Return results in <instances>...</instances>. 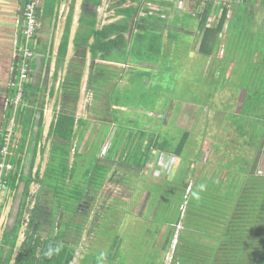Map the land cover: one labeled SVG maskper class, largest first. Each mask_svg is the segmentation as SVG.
I'll list each match as a JSON object with an SVG mask.
<instances>
[{"label": "trees", "instance_id": "1", "mask_svg": "<svg viewBox=\"0 0 264 264\" xmlns=\"http://www.w3.org/2000/svg\"><path fill=\"white\" fill-rule=\"evenodd\" d=\"M109 1V9L119 18L101 28H97V9L102 5V0L82 1L78 29L72 40L74 54L67 63L56 92L58 110L55 111L54 120L46 137L49 148L42 172L41 166H38L33 173L32 163L28 175H23L22 162L29 139L28 134H22L18 143L11 149L8 160L12 170L3 179L4 190L15 193L21 184H23V190L16 224L9 233L4 234L1 241L0 264H9L11 251L15 247L20 227L24 224L27 227L25 239L14 264H70L78 256L76 248L88 222L90 206L111 172V166L106 165L105 162L112 164L119 162L134 167L137 173H142L157 152L175 157H181L185 153L191 137L187 129L176 128V137L169 135L170 132L167 130L162 132V125L166 122L160 118L153 119L154 117L151 118L148 115L143 118L162 124H156L154 129L145 131L142 125L145 120L142 118L138 121L130 117L119 122L114 115L118 111L116 107L120 108L121 113H125L124 108L128 107L131 110H128L129 114L139 118V114L134 111L137 108H145L148 113L161 112L160 95L163 91H169L168 86L173 83L174 73L179 65L176 61L181 58L172 57L164 51H168L166 48L173 45L175 48H180L183 43L182 38L191 37L194 26L197 32L195 36L199 38L197 53L204 60L205 66L203 74L199 76V84H195L194 89L195 93L202 96L208 105L211 104L210 100L216 93V89L209 88V83L215 80L213 77L215 68L217 71L220 69L227 73L228 66L234 60L239 59L240 64L250 65L255 59L256 52L259 54V60L263 58L259 61L260 65L263 64L262 73L257 81H252V87L246 89L240 112L237 115H231L232 120L228 127L226 124L221 125V128L234 130L235 136L231 140H225V137L218 138L221 144H215L213 150L216 153L220 152L222 156H227V153L221 150L225 151L229 146L227 149L233 156L235 145L241 146L245 152L256 137L260 143L264 141V30L259 36L249 38L246 30L250 21L244 23L242 15L243 9L246 14V11L256 3L264 10V0ZM178 1L184 2V7L187 5L185 12L177 11L175 2ZM173 8L177 14L172 26L166 29L167 18ZM188 8L190 12L187 11ZM229 12H232L230 18ZM230 28L235 31L234 34L229 32ZM165 29L168 44L164 46ZM244 35H247L249 39H241L240 46L238 39ZM68 37L69 27L66 28L65 37L56 55L54 82L57 81V70L65 65ZM193 48L192 46V50ZM192 50L191 53H194ZM87 53L90 64L85 92L90 93L93 100L106 99L105 106L110 111V115L106 118L107 120L104 118L100 120L110 126H117L116 131L119 130L118 133H120H115L104 154L102 156L99 154L88 166L82 162L81 158L84 156L78 150L88 120L76 116ZM162 63L166 66L161 65ZM113 64L128 66V69H131V76L127 77L125 85L120 87L122 97L116 96L115 93L118 89L119 73L110 67ZM253 64L256 65V62ZM156 65L163 67H155ZM171 68L173 72L170 73ZM134 69L141 71L132 72ZM254 71L257 72V70ZM27 87L24 86L22 101L26 99ZM12 93L14 96V88ZM144 93H152L149 103L145 105L137 100L140 96L143 97ZM53 94L52 86L50 97ZM191 95H186L187 98L180 102L177 109L174 104H170V108L179 111L187 100L194 103L191 101ZM198 110L199 112L202 110L200 105ZM22 116L23 113L19 111L16 116V125L23 124L20 118ZM226 120H229V117L221 119L224 123ZM134 130H137L136 133ZM250 130L254 131L252 137L249 136ZM116 135H123L124 140L120 148L114 150V139L118 138ZM41 139L39 133L35 140L38 142ZM36 152L33 154V160ZM44 154L45 148L40 149L41 157ZM241 157L243 158L240 159L243 162L242 166L237 172H233V176L229 175L233 180H230V177L225 181L217 179L206 186L207 191L202 193L200 203L202 208L196 211L204 215V218H201L204 219L202 225L200 217L193 215L191 209H187L184 217L186 227L180 225L179 220H175L170 224L168 231H163L165 232V241L161 247L163 256L154 264H163L164 256L171 248L175 232L183 230V227L184 232L177 233L172 264H264V170L262 175H257L254 169L255 162L251 168H248L246 163L249 160L245 155ZM80 170L81 175H79ZM33 184L39 185L40 188L30 198V188ZM220 188L225 193L219 192ZM230 194L233 195V199L232 196L227 197ZM48 196L54 200L55 206L48 203ZM229 200L231 210L228 213L223 204ZM112 206V203L107 204L96 212L89 222V233H92L95 226L101 235L108 237L110 232L106 230L108 225L103 233L100 230L102 223L97 221L100 214H103L104 219L107 220L111 215L109 211ZM215 211L221 213L222 219H217L215 227L213 226L214 228L209 231L206 219L209 213ZM55 214H58L57 223H54ZM25 215H27L26 219ZM47 226L51 227V232L43 237L41 232ZM178 226L179 229H177ZM54 227L55 234L52 231ZM114 234V237L109 239L106 251L120 249L122 240L115 232ZM4 246L10 247L6 257L2 256ZM82 261V264H85L86 256Z\"/></svg>", "mask_w": 264, "mask_h": 264}, {"label": "rangeland", "instance_id": "2", "mask_svg": "<svg viewBox=\"0 0 264 264\" xmlns=\"http://www.w3.org/2000/svg\"><path fill=\"white\" fill-rule=\"evenodd\" d=\"M109 2V0H106L105 11L109 10ZM175 3H177V7L175 5L177 11H186L187 5L185 4L186 6L184 7V2L178 1ZM187 11L190 12L189 8ZM111 13L106 14L105 16L112 15ZM176 14L177 12L173 8L169 18H167L166 29H168L169 26H172ZM231 15L232 12H229L228 17L230 18ZM242 15L243 22L246 23L250 16H246L245 9L242 10ZM109 18L110 17H106V19ZM106 19L104 18V21ZM166 29L163 33L164 46L165 44H168V40L166 39ZM229 32H232L233 34L235 33L233 28H230ZM195 34H197V32L195 31L194 26L191 37L182 38L183 43L181 44L182 46L180 48H175L173 45L169 48H166L168 51H164V53H167L172 57L181 58L176 61L179 65L176 64L177 68L174 73L175 75L173 83L168 86L169 91H163L162 95H160V111L162 113H148L147 109L145 108H137L134 111L139 114V118L133 114H129L128 110L130 109L128 107L124 108L125 113H121L120 108L116 107V110L118 111L116 112L117 115H114V117L118 118L119 122L129 119L130 117L139 121L141 118H146L147 115L151 116V118L154 117L153 119L160 118L166 122L165 125H162L160 122H152L143 119L145 120V122L142 124L143 129L148 131L149 129H154L156 124H161L162 132L167 130L171 133H168L169 135L176 137V128L187 129L191 133V137L185 148V153L182 154L181 160H178V165L180 167H174L171 173L166 175V177L162 176L160 179H155L149 178L148 175L145 174L146 170H144L142 173H137L136 169L132 166L120 164L119 162H114L113 164L110 162H105L106 165L111 166V172L108 174L102 189L98 191L94 202H92L90 206L91 213L89 214L88 222L84 227V231L82 232L79 239V243L76 248L78 256L73 260L74 264H82L84 256H86V261L84 262L85 264H154L159 258L163 256L161 247L165 241V232L169 230L171 223H174L175 220H179L180 225L186 227L184 225V217L187 209H191V213L193 215H198L200 219L204 218V215H201L200 212L197 213L196 211L202 208L200 203L202 199V193L207 191L206 186H209L211 182L217 180L214 179L213 176L211 178V173L214 171L213 169H216L218 166L217 162H219V166L221 164L228 165L232 158V164L230 163L224 168L225 170L233 168V172H237L243 164L242 160H240L243 159L241 156L245 155L249 160L248 163H246L248 168H251L253 162H255L254 169L257 175H259V172L264 170V141L262 142L263 144L260 143L257 137L251 142L252 145L249 146L250 148L245 151L246 154H244L245 152H243L244 150L243 148L241 149V146L235 144V148H233L234 153H232L234 154L233 156L228 150L229 146L225 151L223 149L221 150V152L227 153V156H222L220 152L216 153L213 150V146L215 144H221L218 138L225 137V140H231L235 136L234 130L230 128H221V125L224 124H226L228 127V124L232 120L230 114L229 120H226L227 122L225 121L224 123L221 121L220 113H225L227 109V107H224L223 105L224 102L229 100V102L236 103L233 107L234 113H238L240 108L241 97H236V100L238 99L236 102V100H234L233 97L229 95L228 91L237 93L240 89L239 85L242 84L241 80L245 81L246 85L248 84L252 86V81H257L259 75H261L260 71L262 72L263 70V64L260 65L259 62L262 61L263 58L261 57L259 60V54H257L255 60L253 61V63L256 62V65L253 63L251 64L250 61V65H236L233 73L227 72L229 76L225 71H220V69L217 71L215 68V73H213L215 80L213 79L209 83V88L210 90L216 89V93H214V96L210 100L211 104L208 105L205 103L202 96H199L198 93H195L194 89L196 88L195 84H199V76L203 74V71L205 70L204 60L201 59L197 53L199 38L195 36ZM222 36L223 34L221 37ZM246 38H248L246 35L239 37L238 44L241 46L240 40H245ZM192 46L194 47L193 50ZM191 50L194 53H191ZM89 64L90 62L87 63L85 75H88ZM161 65L164 67L166 66L164 63ZM161 65H156L155 67L161 68L163 67ZM110 67L119 73V78L117 79L118 89L116 88L117 90L115 93L116 96L120 95L119 97H122L121 95L123 94L120 87H123L127 81V77L131 76V69L129 70L128 66H117L114 64ZM243 68L247 69L248 73H244ZM254 68L258 70V73H250V71H252ZM134 71L140 72L141 70L134 69L132 72ZM171 72H173L172 68L170 70V73ZM85 80L86 79L84 77L82 86L83 88L81 89L76 116L78 118H84L88 120L86 129L83 133V140L81 141L78 149L79 152L84 156L81 158L82 162L86 163L88 166L98 157L99 154L100 156L104 154L105 150L112 142V138L115 136V133H120H118L119 130L116 131L117 126H110V124L100 120L101 118L107 120L106 118L108 115H110V111L105 106L106 99L100 98L97 101L93 100L91 94L85 92ZM105 93L107 94V90ZM151 95L152 93H144L143 97L140 96V99L137 98V100L139 103L145 105L149 103L148 101H150ZM186 95H191V101L194 102L195 105L194 103H191L187 100V103H183L179 111H175L174 108H170V104H174L175 108L177 109L180 106V102H183L187 98ZM199 105L202 107L200 112L198 110ZM134 111L132 110V112ZM134 131L136 133L137 130ZM255 132H258V130H255ZM252 133H254V131L250 130V137H252ZM119 136L118 138L114 139V150H116V148H120L119 146L124 140L122 139L123 135ZM130 146L131 142L129 147ZM202 150L203 152H201ZM46 157L47 155H45V158ZM45 160H43V162L41 161V172L45 167ZM221 168L223 167L221 166ZM81 174L82 172L80 170L79 175ZM110 177L112 178L111 180L109 179ZM146 180H148L149 184L146 183ZM39 188V185L36 184L31 186L30 198L31 196L35 195ZM145 190L152 191L154 193L151 202L153 203L154 201V204H156V206L153 205L152 207V203L150 202L151 209L148 211L146 210V212ZM4 193L5 190L3 191V194ZM229 193L231 192L229 191ZM230 196H232L233 199L232 194L228 195L227 197ZM224 197H226V195H224ZM48 201L49 204H52L53 206L56 205L51 197H49ZM230 202L231 201L229 200L223 204L225 210L228 213L231 210ZM111 203L113 205L109 211L111 215L107 218V220H105L104 215L100 214L99 220L97 221L102 223L100 230L103 233L106 226L108 225L106 230L108 232L110 231L108 233L109 238L101 235L99 229H96L95 226L91 231L92 233H89L90 220L94 215H96L98 210H101L100 208H103L105 205ZM152 214H154L155 217L153 219L151 218ZM213 215L215 216L214 219L210 217H207L206 219L207 227H209L207 228L208 230H212V228L215 227L217 219H222L221 213L217 211H215ZM223 215H225V212H223ZM57 216L58 214H55L56 219L54 220V223H57ZM111 216L115 218L113 219ZM203 220L204 219L200 220L201 225ZM213 225L214 227H212ZM184 227L182 228L183 230H178V232H175L172 244L174 242L176 243V238L178 234H180L179 231L181 233L184 232ZM160 230H162V233H158ZM163 231L165 232L163 233ZM114 232L122 240L120 249L116 251L114 248L115 250L113 251H109L108 249L106 251V248L110 242L109 239L113 238L115 235ZM201 232L204 231L201 230ZM41 235L45 236L47 234L43 232Z\"/></svg>", "mask_w": 264, "mask_h": 264}, {"label": "crops", "instance_id": "3", "mask_svg": "<svg viewBox=\"0 0 264 264\" xmlns=\"http://www.w3.org/2000/svg\"><path fill=\"white\" fill-rule=\"evenodd\" d=\"M82 1L83 0H41L37 10L39 27L31 46L34 57L31 62L30 77L28 82L26 83V86H28L26 89V99L25 101H22L19 107V111L23 113V116L20 117L21 121H23V124H17L14 131L15 145L18 143V139L22 134H28L29 137L25 147V155L22 162V171L23 175L25 176L28 175L32 163V172L34 173L38 166L42 165L41 161L43 162V160L46 159L45 155H47V151L49 148V144L46 143V137L48 135L50 125L54 120L56 114L55 111L58 110V107L56 106V92L59 83L64 76L67 63L74 54L72 40L74 39L75 33L78 29L79 18L82 12ZM22 7V0H0V138L6 121L11 115V111L13 108L12 89L14 88V82L17 78V63L14 54V48L18 42L20 35ZM105 9L106 0H102V5L97 9V28H101L103 25L115 21L119 18L114 15V12L112 10L109 11V8V10L107 11H105ZM249 10L246 11V16H250V22L247 24L248 27L246 30V34L248 35V37L253 38L254 36H259L264 30V10L257 3L253 5V7H251ZM109 13H111L112 15L105 16ZM106 17L110 18L106 19ZM104 18L106 19L105 21ZM67 27H69V43L66 61L65 65L57 70V81L54 82L53 74L56 70V55L58 53L60 43L65 37ZM225 35L227 34L225 33ZM257 54L258 53L256 52L254 58L257 56ZM89 62V54L87 53L86 66ZM238 64L243 65V63L240 64L239 59L231 62L228 66L227 72L233 73L234 68ZM254 70L257 69L254 68L252 71H250V73H254ZM246 72L247 69H244V73ZM255 73H258V70ZM261 73L262 72L260 71V74ZM227 75L229 76L228 73ZM84 77L86 79V82L88 75L84 74ZM83 81L84 78L82 80V86ZM241 81L242 84L239 85L240 89L237 93L229 92L227 90L229 95H231L234 100H236V97H241L240 108L244 100V96L246 95V89L251 86H247L244 83L245 81ZM52 86L54 89V94L52 97H50V88ZM82 86L81 89L83 88ZM237 101L238 99L236 100V102ZM235 104V102H229V100L224 102L223 105L224 107H227V109L225 113H220L221 119L224 117L225 119H227L230 114L237 115L240 112L239 108V112L234 113L233 107ZM39 133L42 139L41 141L36 142L35 139L38 137ZM43 148H45V154L43 157H41L40 149ZM35 151L37 152L35 155V159L33 160V154ZM201 152H203V150ZM181 157H176L177 161L174 166L175 168L180 167L178 165V160L180 161ZM232 161L233 159L231 158L229 164H232ZM217 163L218 166L216 167V169H213L214 171L211 173V178L213 176L216 179H223V181H225L226 178L230 177L233 174V168L225 170L224 167L228 166L229 164H221L219 166V162ZM221 166L223 168H221ZM174 167L172 168V170L174 169ZM146 168L147 169H145V174H147L149 178L160 179L162 178V176L166 177V175H168L161 172L159 176L154 177V172L157 170V167L153 165L151 161L148 163ZM171 171L169 172V174L171 173ZM229 179L233 180V178L231 177ZM146 183L149 184L148 180H146ZM22 190L23 184L20 185L17 192L12 193L5 190V193L3 194V210L0 215V245L4 234L9 233L16 224L19 206L22 198ZM219 192L224 193V190L220 188ZM145 194L146 212V210L148 211L151 209L150 202L154 193L152 191L145 190ZM154 206H156V204H154ZM213 213L215 212L209 213L208 217L214 219L215 216L213 215ZM26 218L27 215H25V219ZM151 218H154V214H152ZM26 228L27 227L25 224L20 227L15 247L11 251V259L9 261V264H14L15 259L20 253V247L25 239ZM52 231H54L53 234H55V227L52 228ZM160 231L162 232V230ZM209 231H211V229H209ZM43 232L48 235L51 232V227H45V230L42 231L41 234ZM47 235L43 237H46ZM9 238H11V236ZM70 245H72V243H70ZM9 252L10 247L4 246L2 256L6 257ZM70 264H74V262L72 261Z\"/></svg>", "mask_w": 264, "mask_h": 264}, {"label": "built area", "instance_id": "4", "mask_svg": "<svg viewBox=\"0 0 264 264\" xmlns=\"http://www.w3.org/2000/svg\"><path fill=\"white\" fill-rule=\"evenodd\" d=\"M40 1L41 0H22L23 7L21 16V29L18 42L14 48V54L17 63V78L14 82L15 93L12 102L13 108L11 115L6 121L0 139V215L3 210V191L5 189L3 179L12 170V165L8 158L11 149L15 147L14 131L16 128L17 111L22 103L24 86L29 80L31 73V62L34 57L31 46L39 27L37 10ZM176 161L177 158L174 155L157 152L151 160V163L157 167V170L154 172V176L157 175L158 172L159 174L157 176H159L161 172L164 174H169V172L175 166ZM259 175H262V172H259ZM177 229H179V226ZM174 246L175 242L167 251L163 264L173 263Z\"/></svg>", "mask_w": 264, "mask_h": 264}]
</instances>
